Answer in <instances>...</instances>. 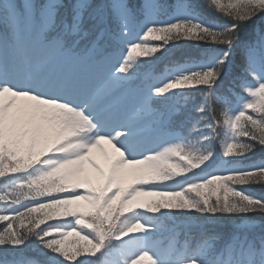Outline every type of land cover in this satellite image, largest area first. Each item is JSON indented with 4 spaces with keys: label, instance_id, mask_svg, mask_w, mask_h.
Wrapping results in <instances>:
<instances>
[{
    "label": "snow or ice",
    "instance_id": "6c2138e0",
    "mask_svg": "<svg viewBox=\"0 0 264 264\" xmlns=\"http://www.w3.org/2000/svg\"><path fill=\"white\" fill-rule=\"evenodd\" d=\"M0 264H264V0H0Z\"/></svg>",
    "mask_w": 264,
    "mask_h": 264
},
{
    "label": "trees",
    "instance_id": "16d2710c",
    "mask_svg": "<svg viewBox=\"0 0 264 264\" xmlns=\"http://www.w3.org/2000/svg\"><path fill=\"white\" fill-rule=\"evenodd\" d=\"M257 191H259V189H257Z\"/></svg>",
    "mask_w": 264,
    "mask_h": 264
}]
</instances>
